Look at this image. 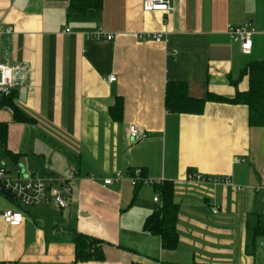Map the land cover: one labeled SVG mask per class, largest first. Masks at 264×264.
<instances>
[{
  "label": "crops",
  "instance_id": "crops-1",
  "mask_svg": "<svg viewBox=\"0 0 264 264\" xmlns=\"http://www.w3.org/2000/svg\"><path fill=\"white\" fill-rule=\"evenodd\" d=\"M72 1L0 0V23L12 28L0 34V61L20 66L13 102L30 120L0 101V164L44 177L68 200L26 206L0 190V262L264 264V127L250 125L245 104L211 99L199 114L166 107L170 81L201 99L248 89L242 70L264 61V0H172L173 12L102 0L81 13ZM243 24L255 31L248 53L228 31ZM100 30L114 38H90ZM130 125L146 136L128 142ZM136 168L173 185L175 249L145 228L162 200L156 183L132 184ZM191 171L220 181L189 183ZM116 172L124 177L105 185ZM5 209L23 212V222L6 223ZM76 234L101 242L104 258L77 260Z\"/></svg>",
  "mask_w": 264,
  "mask_h": 264
},
{
  "label": "trees",
  "instance_id": "trees-1",
  "mask_svg": "<svg viewBox=\"0 0 264 264\" xmlns=\"http://www.w3.org/2000/svg\"><path fill=\"white\" fill-rule=\"evenodd\" d=\"M72 5L77 12L97 10L102 5V0H73ZM247 76L249 87L244 91H237L233 98H223L208 95L207 98H195L189 93L186 82L170 81L166 88V107L171 112L199 114L203 111L207 100H223L235 104H245L249 108V122L251 126L264 127V61H254L247 65L241 72V78ZM14 90L1 99L2 104L10 106L18 121H30L24 112L20 111L13 102ZM6 123L0 124V147L7 153ZM11 157L16 156L11 154ZM162 204L158 211L150 215L145 223V228L154 234L160 235L164 249H175L178 246L179 235L177 230V217L179 205L174 200L173 185L164 181L156 185ZM262 224L259 222L256 234L261 232ZM77 260H88L94 254V258L102 260L103 252L100 249L101 242L84 234H76L74 237ZM192 264H211L194 262Z\"/></svg>",
  "mask_w": 264,
  "mask_h": 264
},
{
  "label": "built area",
  "instance_id": "built-area-1",
  "mask_svg": "<svg viewBox=\"0 0 264 264\" xmlns=\"http://www.w3.org/2000/svg\"><path fill=\"white\" fill-rule=\"evenodd\" d=\"M143 8L145 11H163V12H173L174 5L172 0H144ZM69 31V29H66ZM228 31L231 35L233 41L240 43L243 52H250L252 48V39L254 35V29L251 28L249 24L229 26ZM11 33L12 28L7 27L0 23V34ZM153 39L158 42L162 41L161 34L152 35ZM90 38L95 39H107L112 40L114 38L113 34L104 33L103 31H98L90 35ZM175 54V53H174ZM20 69L18 65H11L0 61V101L3 96L9 95L19 84L17 78V73ZM108 82H113L116 80L114 74L108 76ZM146 133L141 131L137 126L130 125L126 139L128 142H138L141 138L145 137ZM124 177L121 172H116L112 176L104 179V184H112ZM127 177L131 180L134 186L147 183H156L143 175V170L141 168H136ZM220 180L207 175H204L197 171H191L187 173V182L189 183H199V184H210L218 183ZM226 183L227 180H223ZM0 190H5L8 192L17 202L24 204L26 206H34L42 203H47L51 199L58 204L60 207H66L68 205V200L63 194V190L51 184L50 181L41 177L37 174H23L18 172L17 175L12 174V170L5 164H0ZM156 201L160 200V195L157 194L154 198ZM214 213L218 212V208H212ZM3 220L12 225L18 226L24 220V214L21 211H16L13 209H5L2 212ZM0 264H4L1 263Z\"/></svg>",
  "mask_w": 264,
  "mask_h": 264
},
{
  "label": "water",
  "instance_id": "water-1",
  "mask_svg": "<svg viewBox=\"0 0 264 264\" xmlns=\"http://www.w3.org/2000/svg\"><path fill=\"white\" fill-rule=\"evenodd\" d=\"M4 191V193H6V194H8V195H10L8 192H6L5 190H3Z\"/></svg>",
  "mask_w": 264,
  "mask_h": 264
}]
</instances>
